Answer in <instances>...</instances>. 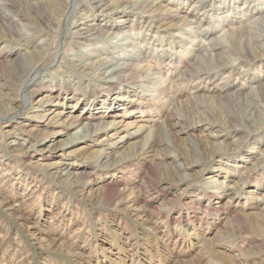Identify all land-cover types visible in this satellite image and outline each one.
I'll list each match as a JSON object with an SVG mask.
<instances>
[{
	"label": "rangeland",
	"instance_id": "374dc122",
	"mask_svg": "<svg viewBox=\"0 0 264 264\" xmlns=\"http://www.w3.org/2000/svg\"><path fill=\"white\" fill-rule=\"evenodd\" d=\"M11 1L24 15L33 1L49 13L52 0ZM138 1L123 0L112 16L93 12L82 21L77 17L70 30L93 20L102 28L123 24L120 39L140 42L138 51L147 53L150 72L161 78L165 96L136 86L143 83L138 65L124 72L126 83L117 91L107 85L102 88L96 72L84 77L73 67L56 68L58 48L59 55L74 47L78 51L74 59H81L79 53L85 55L86 61L78 64L86 66L100 55L115 58L120 52L112 49L114 39L94 43V54H89L91 45L78 49L64 42L61 47L64 20L59 35L47 36L50 41L42 57L33 59H40L32 75L37 73L34 79L42 80L41 85L19 83L12 92L7 74L20 57L36 48L0 41V74L4 75L0 90L8 92L0 94V264H264V128L253 129L259 130L256 137L246 135L248 125L264 123V60L244 72L242 66L232 73L225 70L205 85L182 83L187 59L194 58L198 46L182 41L180 37L189 34L168 25L174 15L190 17L193 5H202L209 15H199L197 41L223 37L226 25L215 17L230 15L228 4L244 12L247 3L153 0L163 6L165 18L139 23L129 11ZM208 1L214 6L209 7ZM258 2H253L256 8L261 6ZM222 6L229 11L222 12ZM142 14L147 18V13ZM41 20L48 26L46 19ZM141 35L151 37L149 45ZM34 41L38 44L41 38ZM183 48L193 54L181 57ZM71 54L66 50L64 64ZM157 57L158 63L152 62ZM222 85L226 93L240 94L232 106L217 99L224 93ZM256 86L259 90L253 92ZM173 93L174 99L168 96ZM195 95L205 100L204 106L189 110ZM109 101L117 103L107 108ZM199 113L219 125L236 115L237 127L243 131L216 140L208 136L212 132L206 122L194 129L187 126ZM87 123L100 128L95 132ZM165 124V143L155 142L161 136L147 140V133ZM217 142L223 143L218 149ZM122 150L140 153L114 162ZM84 171L88 176L78 178Z\"/></svg>",
	"mask_w": 264,
	"mask_h": 264
},
{
	"label": "bare ground",
	"instance_id": "6f19581e",
	"mask_svg": "<svg viewBox=\"0 0 264 264\" xmlns=\"http://www.w3.org/2000/svg\"><path fill=\"white\" fill-rule=\"evenodd\" d=\"M27 1V0H25ZM202 0H197V2H201ZM235 0H229V3ZM245 3H247V8L244 12H239L233 9V5L225 6L226 8L231 7L232 12L229 10H224L225 7L222 6L221 11L226 12L229 11V13L223 17H215V20L220 23L226 25V33L223 37H210L208 40L205 41V38L202 40H198V36L201 34L199 31H201V19L199 18V15L201 17L209 15V9L208 8H202V5L196 6L193 5L192 15L189 17L187 14L182 16H176L174 15L173 20L168 22V25H170L172 29L180 30L182 29L184 31L185 38H181L188 40L189 43L194 44L196 43L198 46L196 49V53L194 52L195 56L193 59H187V64L185 65V71L181 74L180 78L182 79V83H191V82H197L198 84L205 85L212 80H214L215 76L218 73H221L225 70L228 72L233 71L236 67L242 66L244 69L242 72L249 69L252 65L256 64H262L264 60V0H244ZM259 1V2H258ZM17 2H24L23 0H17ZM123 2V0L118 1H105V0H52L49 5L50 11L49 13L42 12L40 9L39 3L37 1H33L32 5L33 7L29 9V12H25V14H21L18 12V10L14 7V2L11 0H0V23L3 27L4 35L0 37V41L3 39L7 41V43L10 45V43H16L17 45H34L36 48L35 50H31L28 52L21 60L18 61L16 67L14 69H11L10 72L7 74V78H9L8 82V89H10L12 92L17 89V86L19 83H22L24 87L27 86L28 83H31L34 87H39L40 82L38 79H34L35 75H32V73L37 69L38 67V60H33L37 58H41L44 51V46L48 43V37L49 35H52L54 32L55 34H60V26L62 24V21H65V33L62 36L61 47L63 43L66 45H70L71 42L75 44V47L78 49L82 45H91V49L89 50V54H94V43H97L98 41H107L110 39L117 40V42L113 45L112 49L120 51L119 53H114V56L116 57H100L98 56L95 60L90 61V65L86 66V64H78L79 61L85 60L86 56L79 53L81 56V59H74L78 54L77 49L68 48L63 49L61 53L58 55V50H56L54 54V58L58 56L59 60H56L55 65L58 68L61 65H64L65 67H73V70H75L77 73H79L82 76H91L95 72L97 73V77L95 80L100 82V86L103 88L106 86L109 90H121L123 84L126 83V74L124 72L130 71V69H134L135 65H138V72H142L140 78L142 79L143 83L137 84V87H140L147 92H151L152 94L155 93L157 96H165L166 91L162 87V81L160 77H157L155 73H151V69H149L151 66L147 64L146 58H148L147 53L142 54V50L138 51V44L140 42H130L127 39V37H121V34L119 31H122L124 26L123 24H120L118 26H115L113 24L109 25L107 28H102L101 24H97L96 22L90 21L89 24H86V26H80L76 27L74 30H70V27L74 24L75 19L78 17V21H82L84 19L89 18L85 14H93V12H98V14L103 16H112L118 12L120 5ZM135 2V1H133ZM204 2V1H203ZM209 2V1H208ZM253 2L260 3V7L256 8L257 4L255 5ZM252 3V4H251ZM209 7L214 6L213 2H209ZM235 5V4H234ZM99 6V8H97ZM134 7V8H133ZM162 5L157 2L154 4L153 0H141L136 3H132L129 7V11L132 12L135 17H137V21L139 23L141 22L140 19L143 21L147 20L150 23H153L154 20H157L159 18L163 19L165 18L164 12H162ZM205 7V6H204ZM79 8V10H78ZM97 8V9H96ZM123 9V8H122ZM230 9V8H229ZM128 10V9H126ZM38 11V12H35ZM142 13H147V18L143 16ZM254 15H250V14ZM246 14L249 15L246 17ZM84 15V16H83ZM27 16H30L31 19H33V23H28ZM168 16H173L168 15ZM41 19H46L48 21V26L44 25L42 23ZM102 22L104 20H101ZM125 21V20H121ZM146 21V22H148ZM228 22V23H227ZM126 23H128L126 21ZM227 23V24H225ZM53 24V26L49 25ZM19 27L24 28L25 30H28L27 33H20ZM123 27V28H122ZM165 29H162L164 31ZM205 31H209V22L204 28ZM189 31V33H188ZM166 33H169L166 31ZM173 34V33H169ZM41 38V42L36 44L35 39ZM47 37V38H45ZM209 37V36H208ZM109 38V39H107ZM139 38V36H138ZM143 39V42H146L149 40L148 45L150 44L151 37L146 38L144 35L140 36V39ZM123 40V42H120ZM50 41V40H49ZM154 41H158V39H155ZM60 45V44H58ZM62 49V48H61ZM134 49V50H133ZM184 49V50H183ZM182 49V55H187L188 53L193 54V51H188L186 48ZM66 50H71L72 57L66 58L68 62L64 64ZM76 50V51H75ZM154 51H156L155 48H153ZM102 49L99 48V52H101ZM129 51H138L136 55H131ZM227 52V55H224L223 53ZM174 53L171 52L170 56ZM33 56V57H32ZM94 56V55H93ZM145 56V57H144ZM95 57V56H94ZM152 57V54L150 55ZM25 58V60H23ZM122 58V60H121ZM88 59V58H87ZM157 60V61H156ZM158 60L160 58H155L152 60V62L158 63ZM86 61V60H85ZM181 61V60H179ZM4 62V61H2ZM82 62V63H83ZM7 64V62H6ZM88 65V64H87ZM146 66V67H145ZM100 70V71H99ZM232 73V72H231ZM0 78H4L3 73L0 74ZM38 80V82H37ZM258 80V79H257ZM3 85H1L2 87ZM223 87V85H222ZM22 88V87H21ZM259 86L254 87L253 92H257L259 89ZM224 93L220 95L221 97H218L217 99H221L220 101L226 103L227 105L232 106V102L236 101V99L240 98V94L236 93L235 91L232 93H226V88L223 87ZM4 93L6 95L7 91H1L0 94ZM17 92V91H16ZM223 92V91H222ZM18 94V93H17ZM255 94V93H254ZM257 94V93H256ZM19 95V94H18ZM176 93H173L172 95H168L170 98L174 99ZM107 98V97H105ZM194 102L191 104L193 106H187V108L190 110L192 108H201V106H204L205 100H203L200 96L195 95L193 96ZM12 101V100H11ZM101 101H104V104H106L105 100L102 99ZM111 103L116 104L115 101H109L107 104L108 106L111 105ZM25 105V104H23ZM175 107V104H173ZM207 107V106H206ZM2 114V113H1ZM89 119L91 117L88 116ZM174 119L177 121H180L182 118L179 116H174ZM228 121V122H227ZM206 122L207 125H209L210 131V137H214V139L217 140V138L225 137L227 135H235L239 131H243L242 128L237 127L238 125V118L236 115L229 116V120H226L223 125H219L215 120H212L208 118V116L204 115L203 113H199L197 119L195 121H191L189 125H187L189 128L194 129L199 123ZM88 127H91L90 125H93L92 123H87ZM94 127L96 125H93ZM100 126V125H98ZM251 125H248V131L247 136L256 137V134L259 130H253L254 128H264V123H256L253 125L254 127H250ZM100 127H95L94 131L97 132ZM167 129V125L165 124L162 126V128L155 129L149 133L146 134L147 140L151 136H161V138H154L156 143L163 144L165 141L163 140V133H165ZM87 135V134H86ZM251 136V137H252ZM250 137V138H251ZM253 138V137H252ZM190 142H194L195 140L192 137H189ZM220 141V140H219ZM69 143V142H67ZM65 143V144H67ZM196 144V143H195ZM223 143L217 142L214 143L216 146V149L220 148ZM238 148V147H237ZM239 149V148H238ZM238 149H233L231 152H235ZM123 151V150H122ZM140 151V150H139ZM122 152V156L119 160H114V162L129 159L136 157L140 152ZM224 152V151H223ZM263 161L260 162V164ZM179 167L181 164L178 165ZM184 166H187L184 164ZM181 168V167H180ZM253 171L255 168L252 169ZM251 170V171H252ZM250 171V172H251ZM81 174V173H80ZM89 172H83L82 176L78 175V178L87 177ZM66 178L69 179L71 173H65ZM162 188H166L165 186Z\"/></svg>",
	"mask_w": 264,
	"mask_h": 264
}]
</instances>
